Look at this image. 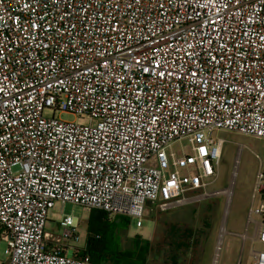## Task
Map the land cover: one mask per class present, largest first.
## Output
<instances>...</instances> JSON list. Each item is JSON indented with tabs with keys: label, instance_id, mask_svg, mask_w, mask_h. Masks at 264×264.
<instances>
[{
	"label": "built area",
	"instance_id": "obj_1",
	"mask_svg": "<svg viewBox=\"0 0 264 264\" xmlns=\"http://www.w3.org/2000/svg\"><path fill=\"white\" fill-rule=\"evenodd\" d=\"M217 130L264 139V0H0V264H96L55 205L141 228L216 180Z\"/></svg>",
	"mask_w": 264,
	"mask_h": 264
},
{
	"label": "rangeland",
	"instance_id": "obj_2",
	"mask_svg": "<svg viewBox=\"0 0 264 264\" xmlns=\"http://www.w3.org/2000/svg\"><path fill=\"white\" fill-rule=\"evenodd\" d=\"M60 119L73 121L75 118L61 114ZM214 135L224 140L216 180L205 192H188L184 200L167 211L150 207L141 228H135L134 219L124 217L128 225L127 230L119 235L121 250L130 248L135 236L148 238L164 252V264H169L168 254L172 247L168 229L173 225L179 230L193 231L179 264H252L251 251L264 248L255 240L257 232L253 235V223L259 222L260 217L247 216L250 207L258 206L264 189V139L223 130L214 131ZM170 151L187 154L190 150L185 142H180L172 145ZM258 174L262 175V181H258ZM256 187L260 192L254 191ZM88 213L87 208L69 203L56 204L47 216L45 232L60 235L59 218L62 215L75 216L79 241L70 243V246L82 248L86 241ZM118 217L121 216L108 215L110 221ZM5 247L0 241V262H5ZM158 263L162 264L160 259Z\"/></svg>",
	"mask_w": 264,
	"mask_h": 264
},
{
	"label": "trees",
	"instance_id": "obj_3",
	"mask_svg": "<svg viewBox=\"0 0 264 264\" xmlns=\"http://www.w3.org/2000/svg\"><path fill=\"white\" fill-rule=\"evenodd\" d=\"M262 196L264 198V189ZM127 225V219L124 217L110 221L107 213L90 209L86 223L85 248L79 252V256L88 255L96 264H146V256L150 251L148 240L135 236L130 248L120 249L119 235L127 230ZM168 231L171 237L170 244L175 250L176 247L188 249V243L193 237L192 230H179L170 225ZM169 260L173 264H178L175 258L170 257Z\"/></svg>",
	"mask_w": 264,
	"mask_h": 264
},
{
	"label": "crops",
	"instance_id": "obj_4",
	"mask_svg": "<svg viewBox=\"0 0 264 264\" xmlns=\"http://www.w3.org/2000/svg\"><path fill=\"white\" fill-rule=\"evenodd\" d=\"M222 153H223V146H222V150H221V157H222ZM220 160H221V158H220ZM236 162H237V160H235V164H236ZM218 164H219V162H218ZM185 196L182 197L178 202H175V203H179L182 200H184ZM260 197L263 198L262 195ZM261 198H260V200H261ZM175 203H173L171 205V207ZM167 210H165V211H167ZM247 216H248V211H247ZM232 225H234V224H232ZM258 226H259V222H254L253 223V235L258 231ZM145 239L150 242L149 243L150 251L148 252V254L146 256V264H159L158 263L159 259L161 260V263L164 264V261H165V254H164V252L162 250L159 251L158 246L155 245V244H153L150 239H148V238H145ZM170 246L172 247V251H171L170 254H168V260L170 259V257L175 258L177 260V263L179 264V261L181 260L183 254H184L183 252L185 251V249H184V247H180V248L179 247H176L177 250H175V248H173L174 246H172V244ZM252 260H253V258H252ZM169 264H173L171 260H169Z\"/></svg>",
	"mask_w": 264,
	"mask_h": 264
},
{
	"label": "bare ground",
	"instance_id": "obj_5",
	"mask_svg": "<svg viewBox=\"0 0 264 264\" xmlns=\"http://www.w3.org/2000/svg\"><path fill=\"white\" fill-rule=\"evenodd\" d=\"M228 194H229V192H228Z\"/></svg>",
	"mask_w": 264,
	"mask_h": 264
}]
</instances>
